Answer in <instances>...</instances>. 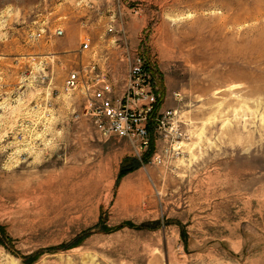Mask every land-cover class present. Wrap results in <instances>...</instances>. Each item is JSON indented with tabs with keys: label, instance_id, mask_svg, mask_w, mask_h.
<instances>
[{
	"label": "rangeland",
	"instance_id": "1",
	"mask_svg": "<svg viewBox=\"0 0 264 264\" xmlns=\"http://www.w3.org/2000/svg\"><path fill=\"white\" fill-rule=\"evenodd\" d=\"M38 3L0 0V264H264V0L112 3L189 135L166 166L79 116L48 33L83 4Z\"/></svg>",
	"mask_w": 264,
	"mask_h": 264
},
{
	"label": "built area",
	"instance_id": "2",
	"mask_svg": "<svg viewBox=\"0 0 264 264\" xmlns=\"http://www.w3.org/2000/svg\"><path fill=\"white\" fill-rule=\"evenodd\" d=\"M109 32H114V28L111 27ZM122 33L125 37V31ZM42 34H32L31 39L37 40ZM62 34V30L54 33L56 36ZM115 50L121 57L118 62L127 63L122 84L117 75L118 62L114 63L104 54L102 57L93 49L92 39L87 37L81 54L92 52L98 54V58L80 61L67 76L61 93L67 96L79 94L83 98L79 116L91 120L97 132L105 138L128 140L139 160L150 155V163L159 166L180 160L189 135L179 122L178 112L164 109L161 104L162 96L153 67L143 49L132 50L126 39L125 43L117 44ZM27 58L30 61L26 65V77L32 72L33 64H38L39 55ZM174 97L176 101L182 100L180 93H175Z\"/></svg>",
	"mask_w": 264,
	"mask_h": 264
},
{
	"label": "crops",
	"instance_id": "3",
	"mask_svg": "<svg viewBox=\"0 0 264 264\" xmlns=\"http://www.w3.org/2000/svg\"><path fill=\"white\" fill-rule=\"evenodd\" d=\"M115 0H65V2L83 4V9L77 17L71 15V7H62L63 12L69 13L71 15L69 22L66 23V28L61 29L63 34L61 36H56L54 33L57 30H49V35L51 38H59L62 47L53 50V58L57 59L58 62L69 66L72 70L77 67L80 61L87 62L89 60H94L98 58V54H93L92 52L81 54L82 44L85 38L90 37L92 39L93 49L98 50L99 54L104 57V53L107 49H114L117 44H123L120 36V32L114 30V32H109V29L113 27L109 20L114 19L115 7L112 3ZM37 5L39 0H36ZM44 0H40L43 3ZM70 8V9H69ZM125 11V7H124ZM43 15V10H37V16ZM124 14V13H123ZM82 15V17L80 16ZM110 15V17H109ZM106 22L107 28L104 30H95L94 26H99L101 22ZM74 27V29H72ZM122 31V30H121ZM128 33V41L131 46L136 45L134 34L132 32L126 31ZM136 42V43H135ZM121 59L118 55L116 56ZM115 57V58H116ZM115 62H118L114 59ZM123 64L118 62V66L121 68Z\"/></svg>",
	"mask_w": 264,
	"mask_h": 264
},
{
	"label": "trees",
	"instance_id": "4",
	"mask_svg": "<svg viewBox=\"0 0 264 264\" xmlns=\"http://www.w3.org/2000/svg\"><path fill=\"white\" fill-rule=\"evenodd\" d=\"M150 156V155H149ZM147 159V158H146Z\"/></svg>",
	"mask_w": 264,
	"mask_h": 264
}]
</instances>
